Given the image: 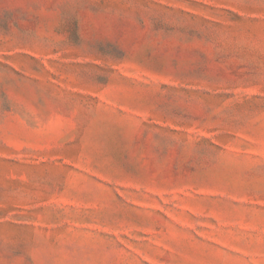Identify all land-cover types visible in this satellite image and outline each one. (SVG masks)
<instances>
[{"label":"rangeland","instance_id":"374dc122","mask_svg":"<svg viewBox=\"0 0 264 264\" xmlns=\"http://www.w3.org/2000/svg\"><path fill=\"white\" fill-rule=\"evenodd\" d=\"M0 264H264V0H0Z\"/></svg>","mask_w":264,"mask_h":264}]
</instances>
